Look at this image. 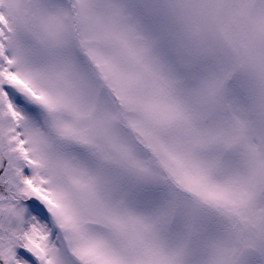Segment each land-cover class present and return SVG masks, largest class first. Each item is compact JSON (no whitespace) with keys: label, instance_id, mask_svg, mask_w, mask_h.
<instances>
[{"label":"snow or ice","instance_id":"6c2138e0","mask_svg":"<svg viewBox=\"0 0 264 264\" xmlns=\"http://www.w3.org/2000/svg\"><path fill=\"white\" fill-rule=\"evenodd\" d=\"M0 264H264V0H0Z\"/></svg>","mask_w":264,"mask_h":264}]
</instances>
